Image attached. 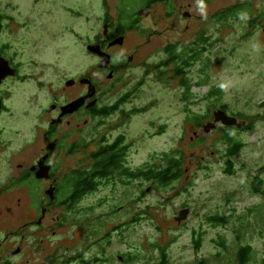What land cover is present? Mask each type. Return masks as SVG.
Here are the masks:
<instances>
[{"label": "rangeland", "instance_id": "obj_1", "mask_svg": "<svg viewBox=\"0 0 264 264\" xmlns=\"http://www.w3.org/2000/svg\"><path fill=\"white\" fill-rule=\"evenodd\" d=\"M188 2L179 0L177 5ZM247 2L252 6L249 17L215 18L220 11ZM110 4L115 15V2ZM106 11L97 0H0V12L6 17L3 32L22 39L15 47L41 62L38 72L45 78L44 92L94 67L96 60L88 47L102 31ZM192 11L206 18L199 26L207 49L203 64L190 69L182 64L163 67L169 58L164 50L170 39L176 40L174 32L165 33L148 47L157 50L147 63L149 71L145 74L142 66L132 70L134 80L126 90L133 91L131 98L112 116L94 122L97 140L111 130L114 137L126 136V169L164 164L159 161L162 155L178 151H182L186 169L185 177L168 187L138 179L123 185L113 179L79 201L68 224L102 227L94 240L108 236L109 264H159L163 251L170 264H239L237 250L246 245L252 248L247 264L264 260V198L251 189L257 177L264 180V0H195ZM166 27L162 23L160 29ZM187 47L192 48L191 44ZM178 70L183 74L176 75ZM185 81L193 86L189 93L181 86ZM205 81L206 85H197ZM215 89L224 90L222 97L207 99ZM18 93L24 94L25 102L14 101L13 113L2 121L13 147L40 132L28 105L29 94L38 93L36 82L24 85ZM117 98L102 99V105H111ZM216 110L255 127L235 130L245 145L234 158L225 157L227 146L220 142L219 132L204 134L203 126L214 121ZM190 111L205 118L201 127L189 121ZM101 122L105 126L99 128ZM196 132L205 135L206 141L192 148ZM97 149L94 142L93 151ZM85 154L68 158L63 166L84 170L88 165ZM227 161L232 162L234 175L224 173ZM183 206L191 213L180 226L175 218ZM215 216L225 223H211L209 218ZM198 239L200 249L195 246ZM39 240L20 235L13 245L27 243L31 264H53L46 246L44 251L38 247ZM83 242L75 246L67 241L73 246L72 254L83 252L91 239Z\"/></svg>", "mask_w": 264, "mask_h": 264}, {"label": "flooded vegetation", "instance_id": "obj_2", "mask_svg": "<svg viewBox=\"0 0 264 264\" xmlns=\"http://www.w3.org/2000/svg\"><path fill=\"white\" fill-rule=\"evenodd\" d=\"M110 1L97 0L107 11L102 17V31L95 42L89 44V47H100L110 56L109 68H102L99 55L91 52L96 62L94 67H89L88 74L68 78L60 86H49L48 92H44L42 81L45 78L41 71L38 72L41 62L30 58L28 51L15 47L22 39L12 38L13 33H4L6 17L2 20L0 65L5 73L0 81V126H3L0 128V264H31L27 243L17 248L13 245L20 235L40 238L38 247L44 251L43 245L46 246L47 257L53 258V264H109L108 236L103 234L94 240L102 227L68 224L70 215L77 211L80 196L81 201L88 195L85 190L78 193L77 181L79 173L87 171L90 173L88 183L92 182L94 155L108 151L109 156L120 158L121 166L128 160L126 136L114 137L111 130L97 140L99 134L94 133L97 128L94 122L112 116L113 110L131 98L133 91L126 90L134 80L132 70L135 66H147L151 56L157 54L156 49L148 47L165 33L174 32L176 40L170 39L164 50L169 58L163 67L184 66L185 61L191 62V68L203 64L204 57L197 59L196 55L205 48V34L199 26L206 18L192 11L195 0L179 7V0H113L115 15L111 14ZM162 23L168 24L164 30L160 29ZM5 36H8L7 42L3 41ZM190 44L192 48L187 47ZM149 68H145V74ZM87 81L96 88L94 98L77 111L65 113L64 108L89 94L91 86ZM30 82H36L38 93L29 94L28 105L33 109L30 115L39 124L40 132L20 147H13L2 121L13 113L14 101L25 102L24 94L18 91ZM110 97L118 98L111 105H102V99ZM94 101L96 105L91 106ZM104 126L103 123L99 128ZM221 128L226 127L220 126L217 130ZM88 136H91L90 141ZM204 136L196 132L192 142ZM94 142L98 145L96 151H93ZM82 153H86L87 168L63 166L65 160ZM41 171L43 178L38 177ZM132 171L130 173L136 172ZM117 178L112 175L106 179ZM186 208L183 206L180 210ZM89 239L91 243L83 252L72 254L73 246L67 241L78 246L83 241L89 243ZM195 246L200 249L199 239ZM119 259L124 261L122 257Z\"/></svg>", "mask_w": 264, "mask_h": 264}, {"label": "trees", "instance_id": "obj_3", "mask_svg": "<svg viewBox=\"0 0 264 264\" xmlns=\"http://www.w3.org/2000/svg\"><path fill=\"white\" fill-rule=\"evenodd\" d=\"M205 2H210V0H203ZM252 6L250 2L239 4L234 7H229L225 10L220 11L215 18L220 20L227 19V18H240V17H249L251 15ZM5 17L3 15H0V31L2 29V20ZM186 51V50H185ZM191 52V50H187ZM207 51L206 48H204L200 54L196 55V58L199 59L201 56L203 57L205 55V52ZM184 61V60H183ZM184 67L191 68L192 64L190 61H185ZM205 66L207 65L206 59L204 61ZM183 65V64H182ZM183 72L177 71L176 75H182ZM205 82H199L197 85H206ZM182 87H185V90L187 93H189L193 86L190 84L187 85V81L183 82L181 84ZM224 90H211V92L208 94L207 99L211 97H222ZM188 95V94H187ZM115 111V110H113ZM189 121L197 127H201L202 121L205 119L203 116H199L196 113L190 111L189 112ZM235 127H226L221 128L220 130H217L216 132H219L222 136L220 142L227 146V154L225 157L234 158L236 157L240 151L244 147V143L239 140V138L236 136ZM245 129L254 130L255 127L253 124L246 125ZM238 130V129H237ZM206 141L205 137L199 139L196 141V143H193L191 147H197L204 144ZM105 152H100L98 154L94 155V168L92 169V182L88 183V178L90 173L87 171L80 172L78 176V193H81L83 190L88 191L89 193H92L96 191L99 187L104 186L105 182L109 181L106 178L111 177L112 175H117V180L122 182L123 185H130L131 182L134 181V179H138L147 182H154L158 187H168L173 182L181 180L183 177H185L186 169H185V161L183 158L182 151L173 152V153H166L162 155L161 158H159V161H164V164L160 163H148L144 167L140 168L139 170H136L135 173H130L129 169H126L123 165L121 166V160L118 158L117 155H110ZM112 152V151H111ZM225 174L228 175H234L235 168L232 164V162L227 161L226 162V168L224 170ZM262 181H264L262 178L256 179L255 183L251 184V189L254 194H261L264 198V187H262ZM81 198V196H80ZM80 198L78 199V202L80 201ZM209 221L215 225H221L225 223V220L220 218L219 216H215L212 218H209ZM237 234V232H236ZM235 234V235H236ZM236 238L239 240L240 237L236 236ZM225 249V246H222ZM197 248V247H196ZM198 249V248H197ZM162 260L159 264H170L167 259V255L165 251L162 252L161 256ZM236 258L239 264H247L251 258H252V248L251 246H242L237 250ZM262 264H264V260L262 261Z\"/></svg>", "mask_w": 264, "mask_h": 264}, {"label": "water", "instance_id": "obj_4", "mask_svg": "<svg viewBox=\"0 0 264 264\" xmlns=\"http://www.w3.org/2000/svg\"><path fill=\"white\" fill-rule=\"evenodd\" d=\"M88 50L90 52H94V53L99 55V57L101 59V67L102 68H109L110 56L105 54L100 49V47L90 46V47H88ZM0 64H2V63H0ZM4 73H5V69L3 67H1V65H0V81L4 76ZM87 83H89L91 86L89 94L85 98L78 99L74 103H72L69 106H67L66 108H64L65 113H73V112L77 111L87 101L94 98V96L96 94V88L92 85L91 81H87ZM95 105H96V101H94L93 104H91V106H95ZM246 125H247L246 121H242V120H239L238 118L231 117L226 112H224L223 110H216L214 112V121L206 123L203 126V131H204L205 135H209L210 133L216 131L220 126L236 127L238 129L242 130V129H245ZM38 177H40V178L44 177L42 174V171L40 173H38ZM190 213H191L190 208L182 209L179 212L178 216L175 218V221L178 224H182L184 221H186L189 218Z\"/></svg>", "mask_w": 264, "mask_h": 264}]
</instances>
